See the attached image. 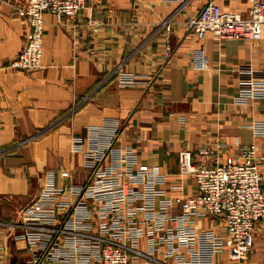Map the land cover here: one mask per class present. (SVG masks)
I'll return each instance as SVG.
<instances>
[{
	"label": "crops",
	"instance_id": "1",
	"mask_svg": "<svg viewBox=\"0 0 264 264\" xmlns=\"http://www.w3.org/2000/svg\"><path fill=\"white\" fill-rule=\"evenodd\" d=\"M24 1L0 0V264H30L24 210L46 173L55 186L86 180L88 129L106 118L122 122L117 144L134 149L135 171L160 166L168 197L195 192L194 178L178 172L182 149L223 141V160L255 143L264 156V134L253 131L264 125V96L239 101L242 88L264 81V23L255 41L212 32L199 39L184 21L207 0H88L62 24L43 15L42 65L27 72L9 66L28 36L15 11ZM213 1L245 15L252 0ZM201 47L206 69L193 66ZM216 225L208 217L194 224ZM254 246L239 264H264V239ZM215 261H226L225 253Z\"/></svg>",
	"mask_w": 264,
	"mask_h": 264
},
{
	"label": "built area",
	"instance_id": "2",
	"mask_svg": "<svg viewBox=\"0 0 264 264\" xmlns=\"http://www.w3.org/2000/svg\"><path fill=\"white\" fill-rule=\"evenodd\" d=\"M87 1L25 0L17 5L28 36L9 66L27 72L40 68L43 15L50 14L59 25L82 12ZM263 23L264 0H252L245 15L207 0L184 27L199 39L212 32L220 40L255 41ZM165 53H170L167 42ZM207 63L202 47L193 52L195 68L206 69ZM261 96L264 81L255 79L240 90L239 101ZM122 126L120 120L106 118L88 129L83 183L55 186L46 173L38 197L24 210L29 263L167 264L171 258L176 264H216L215 254L224 252L226 261L219 264H239L253 248L256 225L264 219V156L257 154V145H239L223 160V141L182 149L178 172L194 178L195 192L168 197L160 166L135 171L134 149L117 144ZM253 131L264 134V125H253ZM199 217L216 219L217 225L198 229ZM142 236L145 248L140 247Z\"/></svg>",
	"mask_w": 264,
	"mask_h": 264
},
{
	"label": "rangeland",
	"instance_id": "3",
	"mask_svg": "<svg viewBox=\"0 0 264 264\" xmlns=\"http://www.w3.org/2000/svg\"><path fill=\"white\" fill-rule=\"evenodd\" d=\"M263 221H264V219L260 220V222L258 221V223L256 225V228H255V237H256L255 241H256V243L254 244L255 245L254 248H256L258 246V244L261 243V240L264 239V230H261L264 228Z\"/></svg>",
	"mask_w": 264,
	"mask_h": 264
},
{
	"label": "water",
	"instance_id": "4",
	"mask_svg": "<svg viewBox=\"0 0 264 264\" xmlns=\"http://www.w3.org/2000/svg\"><path fill=\"white\" fill-rule=\"evenodd\" d=\"M71 112V111H70Z\"/></svg>",
	"mask_w": 264,
	"mask_h": 264
}]
</instances>
